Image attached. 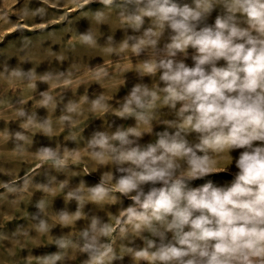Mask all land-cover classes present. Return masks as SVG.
<instances>
[{"label":"clouds","instance_id":"clouds-1","mask_svg":"<svg viewBox=\"0 0 264 264\" xmlns=\"http://www.w3.org/2000/svg\"><path fill=\"white\" fill-rule=\"evenodd\" d=\"M0 29L3 264H264V0H2Z\"/></svg>","mask_w":264,"mask_h":264},{"label":"rangeland","instance_id":"rangeland-1","mask_svg":"<svg viewBox=\"0 0 264 264\" xmlns=\"http://www.w3.org/2000/svg\"><path fill=\"white\" fill-rule=\"evenodd\" d=\"M0 2H2V0H0ZM21 3H23V0H21ZM37 4V0H32V6H35ZM20 5H17L16 7H19ZM92 7L93 8H95V7H99V5H92ZM12 19L14 20L15 19V17H12ZM61 25H55L54 26V28H50L48 31H53V30H55V31H59L60 29H61ZM7 29H0V34H2L3 33V31H6ZM47 33H40V32H31V31H29V32H27L26 33V35H29V36H32V37H39V36H41V35H46ZM20 34L19 33H14L12 36H9L8 37V40L5 42V44L4 45H0V49H2V48H6L7 47V45H8V43H11L13 40H15L18 36H19ZM119 36H120V33H117V37L119 38ZM0 59H2V58H0ZM94 62H101L100 61V58L99 57H97L96 58V60L94 61ZM10 63L11 64H15V60L13 59L12 61H10ZM27 67V66H26ZM44 65H42L41 66V68L40 69H38V71H42L43 69H44ZM131 82V81H130ZM40 87H41V89H43L44 87H46L45 85H40ZM93 88H98V86H96V85H93ZM82 90V89H81ZM121 94H123V92L121 93ZM40 114L41 115H43L44 113H43V110H40ZM99 125V121H97V122H95V124H93L92 125V127H96V126H98ZM3 126V124H2V122H0V127H2ZM13 129L14 128H16V124H12V125H10ZM92 127H90L88 130H87V132H86V135L88 134V133H90L91 132V130H92ZM36 145H34V147L35 146H38V145H40V144H48L49 143V141L46 139V138H44V137H41V136H37L36 137ZM223 178H225V177H223V176H221V177H215L214 179H223ZM0 179H7V177H3V176H0ZM36 179H38V180H42L43 179V177L41 176V177H37ZM87 179H89V181L91 182V181H95L96 179H97V177L96 176H93V177H88ZM37 195H39V194H37ZM63 206V204H62V199H60V198H58L57 200H56V202H55V208L56 209H59L60 207H62ZM71 209H74V204L73 205H70L69 206ZM6 209H0V211H5ZM29 211H35V209L33 208V207H29ZM3 219V217L2 216H0V220H2ZM16 223H24V221H18V222H13V223H10V224H8L7 225V227H8V229L9 230H12V229H14V227H15V224ZM58 231V230H57ZM55 249L54 248H52V247H50V248H39V249H34L33 250V254H43V253H46V252H51V251H54ZM24 253H22V255H23ZM3 259H4V257H3V255H0V264H3Z\"/></svg>","mask_w":264,"mask_h":264}]
</instances>
